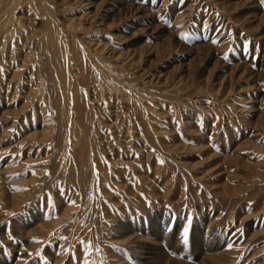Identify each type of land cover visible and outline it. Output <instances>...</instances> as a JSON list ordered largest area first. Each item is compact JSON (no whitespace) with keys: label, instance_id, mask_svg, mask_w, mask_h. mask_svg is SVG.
<instances>
[{"label":"rangeland","instance_id":"1","mask_svg":"<svg viewBox=\"0 0 264 264\" xmlns=\"http://www.w3.org/2000/svg\"><path fill=\"white\" fill-rule=\"evenodd\" d=\"M0 264H264V0H0Z\"/></svg>","mask_w":264,"mask_h":264},{"label":"bare ground","instance_id":"2","mask_svg":"<svg viewBox=\"0 0 264 264\" xmlns=\"http://www.w3.org/2000/svg\"><path fill=\"white\" fill-rule=\"evenodd\" d=\"M155 246V245H154ZM156 248V247H155ZM174 249V248H173ZM155 251H156V254H157V256H164L162 253H160L159 251H158V249L156 248L155 249ZM165 257V256H164Z\"/></svg>","mask_w":264,"mask_h":264},{"label":"snow or ice","instance_id":"3","mask_svg":"<svg viewBox=\"0 0 264 264\" xmlns=\"http://www.w3.org/2000/svg\"><path fill=\"white\" fill-rule=\"evenodd\" d=\"M213 43H214V44H215V43H219V41H213ZM225 59H228V57L225 56Z\"/></svg>","mask_w":264,"mask_h":264}]
</instances>
